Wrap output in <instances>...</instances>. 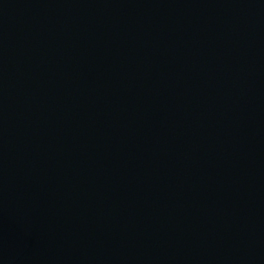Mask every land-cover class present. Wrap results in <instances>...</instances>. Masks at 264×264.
Listing matches in <instances>:
<instances>
[{"label":"water","instance_id":"obj_1","mask_svg":"<svg viewBox=\"0 0 264 264\" xmlns=\"http://www.w3.org/2000/svg\"><path fill=\"white\" fill-rule=\"evenodd\" d=\"M0 264H264V0H0Z\"/></svg>","mask_w":264,"mask_h":264}]
</instances>
